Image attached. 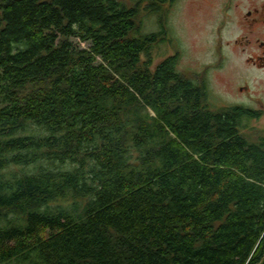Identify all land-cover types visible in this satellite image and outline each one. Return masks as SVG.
<instances>
[{
    "label": "trees",
    "instance_id": "trees-1",
    "mask_svg": "<svg viewBox=\"0 0 264 264\" xmlns=\"http://www.w3.org/2000/svg\"><path fill=\"white\" fill-rule=\"evenodd\" d=\"M138 16L0 0V264L263 259V109L212 107L178 54L153 67L166 26Z\"/></svg>",
    "mask_w": 264,
    "mask_h": 264
},
{
    "label": "rangeland",
    "instance_id": "rangeland-1",
    "mask_svg": "<svg viewBox=\"0 0 264 264\" xmlns=\"http://www.w3.org/2000/svg\"><path fill=\"white\" fill-rule=\"evenodd\" d=\"M121 1L139 7L143 32L166 26L165 38L152 47L153 67L178 54L179 70L206 82L212 107L242 105L264 111V64L256 58L263 51L255 41L264 40V0H168L157 10L150 0ZM257 8L261 15L255 24L248 12L256 16ZM74 39L77 45H89ZM244 122V132L255 136L264 130V112Z\"/></svg>",
    "mask_w": 264,
    "mask_h": 264
},
{
    "label": "flooded vegetation",
    "instance_id": "flooded-vegetation-1",
    "mask_svg": "<svg viewBox=\"0 0 264 264\" xmlns=\"http://www.w3.org/2000/svg\"><path fill=\"white\" fill-rule=\"evenodd\" d=\"M257 15L256 16H252V14H253V12L252 11H249L248 12V16H250V18H252V22L253 23H255V24H257V23H259V15H261L260 14V8H257V9H255V11H254ZM262 22L264 23V18H263V20H262ZM254 24V25H255ZM253 25V26H254ZM250 32H254V30H250ZM264 33V29L261 31V33ZM260 33V34H261ZM246 40H247V42L248 43H250V42H252V39L251 38H249V37H247L246 36ZM255 41H257L258 42V44L261 46V48H262V51H263V55H257L256 56V58H258L259 60H263V64H264V40H262L260 37H257L256 39H255ZM254 58V56L252 57V59Z\"/></svg>",
    "mask_w": 264,
    "mask_h": 264
},
{
    "label": "water",
    "instance_id": "water-1",
    "mask_svg": "<svg viewBox=\"0 0 264 264\" xmlns=\"http://www.w3.org/2000/svg\"><path fill=\"white\" fill-rule=\"evenodd\" d=\"M259 264H264V257H263V259L261 260V262Z\"/></svg>",
    "mask_w": 264,
    "mask_h": 264
}]
</instances>
